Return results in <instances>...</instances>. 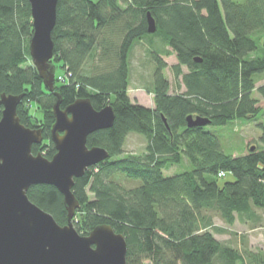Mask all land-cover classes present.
<instances>
[{
	"label": "trees",
	"instance_id": "16d2710c",
	"mask_svg": "<svg viewBox=\"0 0 264 264\" xmlns=\"http://www.w3.org/2000/svg\"><path fill=\"white\" fill-rule=\"evenodd\" d=\"M147 13L155 20L153 33ZM31 33L28 0H0V93H23L16 113L30 128L36 124L27 103L43 107V143L32 152L51 158L55 95L30 62ZM52 39L55 74L66 72L65 83L55 78L61 107L89 98L95 109L110 104L115 110L110 128L87 137L89 147H103L109 157L74 179L77 232L111 225L125 237L126 264H264V253L216 238L227 229L214 223L215 216L228 225L255 221L256 210H264V123H258V145L239 155L226 152L207 125H186L188 115L214 126L264 115V82L256 85L264 74V0H58ZM158 41L162 48L150 51ZM144 43L155 63L145 87L153 108L128 94L132 49ZM162 51L177 59L170 66L175 92ZM130 133L145 137L140 154L125 153ZM184 161L190 169L164 175ZM220 172L234 179L220 184ZM27 195L58 224L67 223L54 186L32 185Z\"/></svg>",
	"mask_w": 264,
	"mask_h": 264
},
{
	"label": "water",
	"instance_id": "95a60500",
	"mask_svg": "<svg viewBox=\"0 0 264 264\" xmlns=\"http://www.w3.org/2000/svg\"><path fill=\"white\" fill-rule=\"evenodd\" d=\"M57 1L28 0L32 18L29 56L44 87L55 95L50 127L55 152L51 158L32 152V145L43 141V128L20 122L16 109L23 93H0V264H126L125 237L111 225H97L86 235L79 234L73 225L80 205L72 190L74 179L109 157L105 148L89 147L87 137L110 128L115 110L110 104L95 109L89 98L61 107L51 62ZM146 20L147 31L155 32L150 13ZM208 124L207 117H186L187 127ZM37 184L52 185L61 193L66 224H58L49 212L29 200L27 191Z\"/></svg>",
	"mask_w": 264,
	"mask_h": 264
},
{
	"label": "rangeland",
	"instance_id": "374dc122",
	"mask_svg": "<svg viewBox=\"0 0 264 264\" xmlns=\"http://www.w3.org/2000/svg\"><path fill=\"white\" fill-rule=\"evenodd\" d=\"M154 42L151 45L150 51L158 50L162 48L163 44L158 41ZM147 45L136 44L132 49L131 54V62H132V73L129 77V89L128 94L130 99L133 102H137L144 106H152L153 102V94L151 92H147L145 88L148 85L149 77L152 78V70H154L155 63L152 59V54L150 52H143V47L145 48ZM134 51V52H133ZM133 53H135L134 58L132 57ZM167 67L164 70L165 76L171 83V92H175V80L173 77L172 70L170 66L172 63H175V55L173 56H165ZM163 59V58H162ZM177 61V59H176ZM30 62L32 64L31 58ZM142 64H144L142 66ZM33 65V64H32ZM183 71H186V67H182ZM61 76V83H65L66 72L61 70L58 72V75L55 74V77ZM261 79L257 81L256 85H259L264 82V74L261 75ZM144 86V88H142ZM146 90V92L142 89ZM182 88L181 90H183ZM179 92V90H177ZM255 97L257 93L254 91ZM259 104L264 109V103L261 101ZM27 106L30 108V115L35 121L36 127L38 128L45 124L46 118H44V109L39 105L33 104L32 106L27 103ZM152 106L151 108H153ZM264 123V115L259 116L256 121H247L245 119H237L230 123H226L225 125L214 126L208 124L206 129L213 131L216 133L221 142L222 147L226 152L234 153V155H239L241 153H246L248 151V147L251 145L255 147L258 145L259 137L261 135V129L258 123ZM43 143V141L41 142ZM40 145V144H39ZM145 147V137L138 133H130L126 139L124 144L125 153H136L140 154L143 152ZM42 153L44 151H41ZM190 169V164L186 161L181 162L179 164L171 165L169 168L163 169V173L165 176H170L185 170ZM218 182L221 184L225 180H233L234 177L231 173L224 174L219 176ZM127 185H134L136 182H126ZM257 214L259 218L255 221L246 220L244 222L240 220H236L232 225L226 224L219 216L214 217V223L219 227H224L227 229V232L224 233H215V237L221 241H224L233 246H246L254 253H264V237H263V229H264V210L257 209ZM75 222V221H74ZM73 222V223H74ZM75 228L76 225L73 224Z\"/></svg>",
	"mask_w": 264,
	"mask_h": 264
},
{
	"label": "crops",
	"instance_id": "0c3cea01",
	"mask_svg": "<svg viewBox=\"0 0 264 264\" xmlns=\"http://www.w3.org/2000/svg\"><path fill=\"white\" fill-rule=\"evenodd\" d=\"M166 49H169V48H168V47H165V50H166ZM143 52H146V51L144 50ZM163 53H164L163 51H162V52H159V55H160V56L163 58V60L166 62V60H167L166 57H165L166 55H164ZM169 56H170V57L173 56V53H171ZM176 62H177V61H176V57H175V63H176ZM175 63H172V64H175ZM142 88H144V86H142ZM142 88H140V89H142ZM142 90H144V89H142ZM144 91L146 92V90H144ZM152 106H154V104H153ZM152 106H147V107H152Z\"/></svg>",
	"mask_w": 264,
	"mask_h": 264
},
{
	"label": "built area",
	"instance_id": "2783aa9c",
	"mask_svg": "<svg viewBox=\"0 0 264 264\" xmlns=\"http://www.w3.org/2000/svg\"><path fill=\"white\" fill-rule=\"evenodd\" d=\"M57 78H58L59 81H61V78H62V77H61V76H57ZM224 174H225L224 172H220V173H219V176H222V175H224Z\"/></svg>",
	"mask_w": 264,
	"mask_h": 264
},
{
	"label": "bare ground",
	"instance_id": "6f19581e",
	"mask_svg": "<svg viewBox=\"0 0 264 264\" xmlns=\"http://www.w3.org/2000/svg\"><path fill=\"white\" fill-rule=\"evenodd\" d=\"M58 86V85H57Z\"/></svg>",
	"mask_w": 264,
	"mask_h": 264
}]
</instances>
